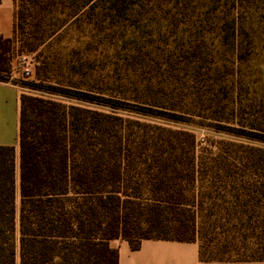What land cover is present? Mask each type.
I'll list each match as a JSON object with an SVG mask.
<instances>
[{"label":"trees","instance_id":"trees-1","mask_svg":"<svg viewBox=\"0 0 264 264\" xmlns=\"http://www.w3.org/2000/svg\"><path fill=\"white\" fill-rule=\"evenodd\" d=\"M236 3L14 0L0 81L19 41L36 52L35 85L68 100L20 94L18 153L0 145V264H118L114 239L195 241L199 264H264V146H201L178 126L264 144V112L237 84ZM72 27L70 50L51 51ZM102 32L116 51L110 91L95 75Z\"/></svg>","mask_w":264,"mask_h":264},{"label":"rangeland","instance_id":"rangeland-1","mask_svg":"<svg viewBox=\"0 0 264 264\" xmlns=\"http://www.w3.org/2000/svg\"><path fill=\"white\" fill-rule=\"evenodd\" d=\"M238 8V67L236 77L245 102L256 110L264 112V0H236ZM73 27L67 33H62L61 41L52 45L51 51L60 50L62 53L70 50L69 40L75 39L76 34L73 32ZM108 32H102L96 35L95 44L99 43V47L94 52L95 63L98 65V70L95 75L100 79V85L103 89L115 87L117 82V74L113 70L116 56L113 45L108 43ZM105 37V38H104ZM89 37L82 36V41H88ZM93 40V39H92ZM98 42V43H96ZM6 56L8 57L9 80L20 86L22 93H30L42 95L49 98L68 99L49 92L36 86L40 80L35 76V56L36 52H28L21 47L19 41H14L10 44ZM111 62V64L109 63ZM26 69L30 73L26 74ZM65 70V68H64ZM57 72L53 77V81H64L68 76L67 70ZM51 80V81H52ZM30 82L27 84L26 82ZM48 83V82H46ZM72 101V100H71ZM72 102H75L74 100ZM198 121V120H196ZM201 122H187V124H178L179 127L190 129L194 132L199 145L205 146L214 141H237L255 146H264L263 143L251 141L243 137H237L225 131L216 130L214 127L199 124ZM171 126H174L169 124ZM18 202V197H17Z\"/></svg>","mask_w":264,"mask_h":264},{"label":"crops","instance_id":"crops-1","mask_svg":"<svg viewBox=\"0 0 264 264\" xmlns=\"http://www.w3.org/2000/svg\"><path fill=\"white\" fill-rule=\"evenodd\" d=\"M14 0H0V35L11 37ZM20 86L0 81V145H13L18 153ZM18 162V161H17ZM118 250V264H199L198 243L170 239H143L136 249L123 239L110 241Z\"/></svg>","mask_w":264,"mask_h":264},{"label":"built area","instance_id":"built-area-1","mask_svg":"<svg viewBox=\"0 0 264 264\" xmlns=\"http://www.w3.org/2000/svg\"><path fill=\"white\" fill-rule=\"evenodd\" d=\"M29 73H30L29 69H26V74H29Z\"/></svg>","mask_w":264,"mask_h":264}]
</instances>
